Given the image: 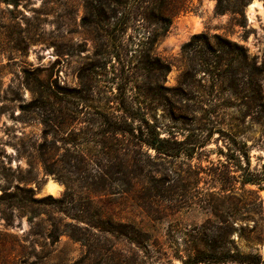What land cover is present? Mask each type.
Listing matches in <instances>:
<instances>
[{
  "label": "rangeland",
  "instance_id": "374dc122",
  "mask_svg": "<svg viewBox=\"0 0 264 264\" xmlns=\"http://www.w3.org/2000/svg\"><path fill=\"white\" fill-rule=\"evenodd\" d=\"M263 104L264 0H0V264H264Z\"/></svg>",
  "mask_w": 264,
  "mask_h": 264
},
{
  "label": "trees",
  "instance_id": "16d2710c",
  "mask_svg": "<svg viewBox=\"0 0 264 264\" xmlns=\"http://www.w3.org/2000/svg\"><path fill=\"white\" fill-rule=\"evenodd\" d=\"M168 26H166L167 28ZM167 31V29H165ZM213 37L217 39V47L221 50L229 48V46H236L241 48V45L230 41L228 38L223 37L220 34H214ZM205 39V46L210 47L208 42V36L204 33L194 34L189 41L183 44V51H187L190 47L194 46L197 41ZM224 55H218L215 64H207V67L203 68L206 74H214L215 71L220 70L222 59ZM264 105V104H263ZM123 115L112 117L107 113L102 112V123L106 129V132L121 134L125 137L128 135L132 137L135 142L141 145H145L149 148H153L157 153L164 154L167 156H174L179 154L182 150L175 145H181L185 143V140L177 141L176 139H170L169 137L161 136L160 131L154 123H151L146 117L141 114L140 110H134L131 107H122ZM264 111V110H263ZM175 144V145H174ZM203 143H200V145ZM29 192L34 193L33 189H27ZM45 198L53 199L51 195L37 199L32 197L33 201H42ZM73 238L77 239L78 236L73 234ZM78 240V239H77ZM243 258L240 252L226 253L225 255H217L205 251H200L188 258L184 259L182 264H197L200 262H221L234 260L241 262Z\"/></svg>",
  "mask_w": 264,
  "mask_h": 264
},
{
  "label": "bare ground",
  "instance_id": "6f19581e",
  "mask_svg": "<svg viewBox=\"0 0 264 264\" xmlns=\"http://www.w3.org/2000/svg\"><path fill=\"white\" fill-rule=\"evenodd\" d=\"M199 25V24H198ZM196 25V27L198 26ZM200 26V25H199ZM45 190L49 193L56 194L61 190V186L58 182L53 180L52 178H49L45 185Z\"/></svg>",
  "mask_w": 264,
  "mask_h": 264
},
{
  "label": "water",
  "instance_id": "95a60500",
  "mask_svg": "<svg viewBox=\"0 0 264 264\" xmlns=\"http://www.w3.org/2000/svg\"><path fill=\"white\" fill-rule=\"evenodd\" d=\"M46 191V190H45ZM47 192V191H46Z\"/></svg>",
  "mask_w": 264,
  "mask_h": 264
}]
</instances>
